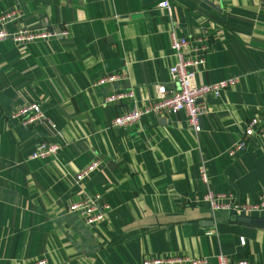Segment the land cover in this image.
Wrapping results in <instances>:
<instances>
[{
    "label": "crops",
    "instance_id": "crops-1",
    "mask_svg": "<svg viewBox=\"0 0 264 264\" xmlns=\"http://www.w3.org/2000/svg\"><path fill=\"white\" fill-rule=\"evenodd\" d=\"M158 1L0 0V13L15 11L6 29L56 32L30 43L0 39V264L42 256L47 264H141L174 254L264 264V209H212L203 199L210 189L225 194L220 203L255 201L264 187V0H169V9ZM180 36L193 41L188 55L203 57L198 82L231 80L206 97L201 130L182 110L112 124L146 106L157 83L172 84ZM117 71L125 76L93 84ZM124 89L133 96L104 102ZM30 100L48 120L10 116ZM251 117L255 133L236 149ZM39 141L58 147L33 158ZM95 194L101 219L86 224L68 210Z\"/></svg>",
    "mask_w": 264,
    "mask_h": 264
},
{
    "label": "built area",
    "instance_id": "built-area-1",
    "mask_svg": "<svg viewBox=\"0 0 264 264\" xmlns=\"http://www.w3.org/2000/svg\"><path fill=\"white\" fill-rule=\"evenodd\" d=\"M158 6L169 9V0H159ZM15 17V11H5L0 13V39L11 38L15 43H30L35 40L46 38L54 32L51 26H42L34 28H16L8 30L5 27L6 21ZM58 33L65 34L66 30H60ZM193 44L187 36L173 37L172 47L176 53L177 60L174 64L168 67L169 77L172 84L167 86L164 82H159L155 85V92L149 98L147 105L138 107L132 105L127 108L119 116H116L111 123L116 125H130L137 121L138 117L148 111L156 112H174L182 110L187 116V120L191 128L195 132L201 130L200 117L207 112L206 97L210 95H218L220 91L228 84V79L215 81L212 83L198 82L196 72L203 57L201 54L192 56L188 55L189 46ZM125 75L122 71L109 73L97 78L94 85L103 84L105 82H114ZM133 92L131 89H124L105 97L104 102H111L121 99L122 97L131 98ZM10 116L17 118L22 124L32 125L43 120H48L39 103L34 100L27 101L16 109ZM257 117H251L246 124L245 129L241 132V136L235 145L236 149H242L246 145L247 138L255 133L258 124ZM52 126L55 124L52 122ZM58 145L54 143H46L39 141L35 144V148L31 153V157H44L48 153L57 149ZM98 159H94L83 169L75 174L76 180H81L86 174L91 172L97 165ZM205 169L201 170V175L204 181L207 180ZM97 195H85L78 201H73L68 204L69 211L77 213L86 223H93L103 217V210L96 203ZM225 197L224 193H215L206 190L203 194V199L207 201L212 209L224 208L234 212L253 213L264 209V187L260 191L259 198L255 201H237L229 200L223 203L219 199ZM241 243L243 238H241ZM46 257H40L26 264H47ZM204 257H190L183 254L165 255L163 257H148L142 260L141 264H205ZM220 264H261L259 262H250L247 259L228 260L224 256H219Z\"/></svg>",
    "mask_w": 264,
    "mask_h": 264
}]
</instances>
